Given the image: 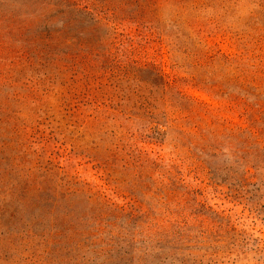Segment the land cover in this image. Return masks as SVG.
<instances>
[{
  "label": "rangeland",
  "instance_id": "374dc122",
  "mask_svg": "<svg viewBox=\"0 0 264 264\" xmlns=\"http://www.w3.org/2000/svg\"><path fill=\"white\" fill-rule=\"evenodd\" d=\"M259 5L0 0V264H264V116L228 97L259 78ZM175 165L220 224L159 219Z\"/></svg>",
  "mask_w": 264,
  "mask_h": 264
},
{
  "label": "trees",
  "instance_id": "16d2710c",
  "mask_svg": "<svg viewBox=\"0 0 264 264\" xmlns=\"http://www.w3.org/2000/svg\"><path fill=\"white\" fill-rule=\"evenodd\" d=\"M262 13L260 16L264 17V5H259ZM256 29V28H255ZM256 31V30H255ZM258 31V30H257ZM260 37L255 41L252 52L257 51V58L260 61L259 67L261 72H258L259 78H245L242 76H236L234 79L235 85L239 89L238 95L228 96L229 101L232 103L233 107L239 108L242 110L241 118L243 123L247 124V128L254 127L258 124V120L264 116V60H262V54L264 53V25L257 32ZM262 33V34H261ZM262 75V78L260 76ZM224 94V92H223ZM205 108L209 107L203 104ZM192 110L187 111V115L183 117L184 120H190L195 118ZM154 123H158L155 121ZM231 124V123H230ZM234 130L241 131L246 130L242 129L239 126L234 127ZM194 137L195 142H190L188 149L192 150L193 154L198 162L194 165V170L189 171L190 173L199 169H207L206 175H210L211 168L207 166L205 168V162L200 161L199 158L202 155L207 156L204 153V137L198 126H195ZM128 159L124 162V167L126 169H133V172L138 173L137 180L142 181V167L140 160L135 157L126 156ZM205 163V164H204ZM171 170L175 171L174 176L170 175V178H167L168 184L164 188L155 189L151 194H154V199L164 206V213L161 218L162 221L168 222L169 224H174L178 229L188 228L190 226L197 227H206V226H216L220 224L223 220V217L219 216V213L212 211L206 204L197 202V197H202V192L200 189L188 188L184 185L185 178L182 175V171L179 166L170 167ZM219 171H226L228 168L220 167L216 168ZM208 173V174H207ZM197 180V179H196ZM142 183V182H140ZM154 186V185H153ZM138 187V186H137ZM147 188V192H150L149 186L146 184L144 186ZM72 192V191H71ZM128 202L125 203L127 206H136L139 203L133 194L129 195ZM220 227V226H218Z\"/></svg>",
  "mask_w": 264,
  "mask_h": 264
}]
</instances>
